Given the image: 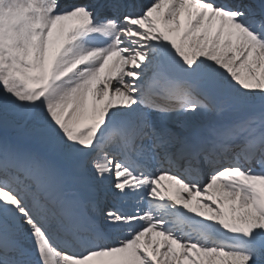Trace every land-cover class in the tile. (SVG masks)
I'll return each instance as SVG.
<instances>
[{"label":"snow or ice","instance_id":"obj_1","mask_svg":"<svg viewBox=\"0 0 264 264\" xmlns=\"http://www.w3.org/2000/svg\"><path fill=\"white\" fill-rule=\"evenodd\" d=\"M0 264H264V0H0Z\"/></svg>","mask_w":264,"mask_h":264}]
</instances>
